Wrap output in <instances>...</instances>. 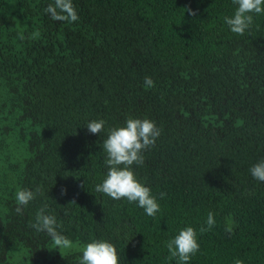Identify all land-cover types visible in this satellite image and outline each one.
Listing matches in <instances>:
<instances>
[{"label": "trees", "instance_id": "trees-1", "mask_svg": "<svg viewBox=\"0 0 264 264\" xmlns=\"http://www.w3.org/2000/svg\"><path fill=\"white\" fill-rule=\"evenodd\" d=\"M72 2L76 22L46 14L54 0H0V264L15 250L21 264H80L30 226L45 205L72 244L108 241L119 264H179L166 245L186 227L200 245L189 264H264V182L249 171L264 160V13L238 35L233 0ZM129 118L161 129L132 166L154 217L95 190L103 141ZM23 189L39 192L19 215Z\"/></svg>", "mask_w": 264, "mask_h": 264}, {"label": "clouds", "instance_id": "clouds-1", "mask_svg": "<svg viewBox=\"0 0 264 264\" xmlns=\"http://www.w3.org/2000/svg\"><path fill=\"white\" fill-rule=\"evenodd\" d=\"M238 5L231 17H225V23L234 34L244 35L253 23L254 14L264 13V0H233ZM53 20L76 22L79 20L72 0H54L44 9ZM194 14V13H193ZM145 86L154 87L151 77L144 78ZM104 120H92L87 129L92 134H100L104 130ZM161 129L154 121L149 119L129 118L125 126L109 130L107 138L103 141L106 153V177L101 184L96 185V191L105 194L113 200L126 199L129 203H136L143 208L148 216L154 217L160 210V205L151 194V189L142 184L133 171L132 166H142L143 153L155 145L160 136ZM252 177L264 182V160L253 165L250 169ZM28 189L16 193V213L23 215V208L32 201L36 193ZM166 194L160 193L161 198ZM74 203V202H73ZM46 205L36 214L35 222L30 226L37 232H45L51 237L54 246L58 249H70L72 241L57 231L55 216L46 214ZM214 214L208 213L206 226H201L200 233L211 230L215 225ZM226 231H231L226 227ZM170 253L169 259L178 258L179 264H189L191 258L199 251L197 231L193 227H186L179 231L173 239L167 242ZM80 264H119V257L115 246L108 241H93L83 248ZM234 264H243L237 259Z\"/></svg>", "mask_w": 264, "mask_h": 264}, {"label": "rangeland", "instance_id": "rangeland-1", "mask_svg": "<svg viewBox=\"0 0 264 264\" xmlns=\"http://www.w3.org/2000/svg\"><path fill=\"white\" fill-rule=\"evenodd\" d=\"M2 169V163L0 161V171ZM84 246H81L79 244H72V247L70 249H63V248H56L54 246V243H52L51 245V251H56L59 253H64V252H69V251H83ZM21 257H22V253L18 250L13 251V257L11 259V263L12 264H21Z\"/></svg>", "mask_w": 264, "mask_h": 264}]
</instances>
